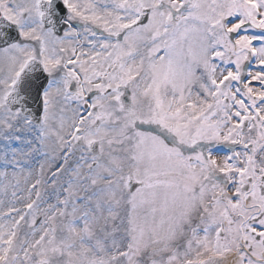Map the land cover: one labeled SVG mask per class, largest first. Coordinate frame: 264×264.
Returning a JSON list of instances; mask_svg holds the SVG:
<instances>
[{"label":"snow or ice","instance_id":"1","mask_svg":"<svg viewBox=\"0 0 264 264\" xmlns=\"http://www.w3.org/2000/svg\"><path fill=\"white\" fill-rule=\"evenodd\" d=\"M0 264H264V0H0Z\"/></svg>","mask_w":264,"mask_h":264}]
</instances>
